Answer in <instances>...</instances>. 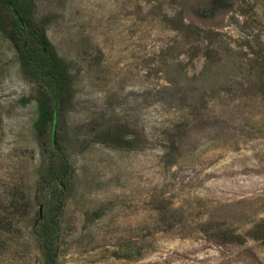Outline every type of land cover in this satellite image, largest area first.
I'll list each match as a JSON object with an SVG mask.
<instances>
[{"label": "rangeland", "instance_id": "1", "mask_svg": "<svg viewBox=\"0 0 264 264\" xmlns=\"http://www.w3.org/2000/svg\"><path fill=\"white\" fill-rule=\"evenodd\" d=\"M36 1L76 74L70 178L38 186L36 84L0 35V264H264V0ZM104 112L144 148L94 141Z\"/></svg>", "mask_w": 264, "mask_h": 264}, {"label": "trees", "instance_id": "2", "mask_svg": "<svg viewBox=\"0 0 264 264\" xmlns=\"http://www.w3.org/2000/svg\"><path fill=\"white\" fill-rule=\"evenodd\" d=\"M14 10L18 11L20 19ZM49 15L50 12L40 11L36 0H0V35L12 43L24 78L36 84V93L31 97L37 103L33 128L37 135L48 139L47 146L44 143L46 147L41 150L38 186L43 188L55 181L63 192L71 170L65 154L63 122L74 106L76 74L71 63L58 55L46 34ZM179 21L185 26L182 18ZM95 124L94 141L118 148H144L135 145L139 132L129 129L128 123L117 114L104 112ZM49 152H52L51 157ZM59 204L55 213L61 211L62 201ZM39 220L35 237L45 261L51 262L55 223H46L44 216Z\"/></svg>", "mask_w": 264, "mask_h": 264}, {"label": "water", "instance_id": "3", "mask_svg": "<svg viewBox=\"0 0 264 264\" xmlns=\"http://www.w3.org/2000/svg\"><path fill=\"white\" fill-rule=\"evenodd\" d=\"M15 11V14L19 17V19H20V16H19V14H18V11H16V10H14Z\"/></svg>", "mask_w": 264, "mask_h": 264}]
</instances>
